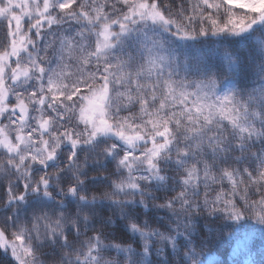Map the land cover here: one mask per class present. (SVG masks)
<instances>
[{
	"label": "snow or ice",
	"instance_id": "6c2138e0",
	"mask_svg": "<svg viewBox=\"0 0 264 264\" xmlns=\"http://www.w3.org/2000/svg\"><path fill=\"white\" fill-rule=\"evenodd\" d=\"M0 264H264V0H0Z\"/></svg>",
	"mask_w": 264,
	"mask_h": 264
}]
</instances>
